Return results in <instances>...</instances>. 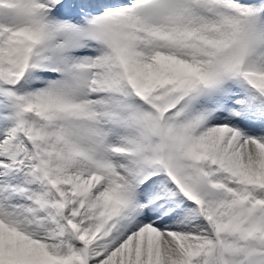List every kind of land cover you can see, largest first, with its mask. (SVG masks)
Listing matches in <instances>:
<instances>
[{"label": "snow or ice", "instance_id": "1", "mask_svg": "<svg viewBox=\"0 0 264 264\" xmlns=\"http://www.w3.org/2000/svg\"><path fill=\"white\" fill-rule=\"evenodd\" d=\"M0 264H264V0H0Z\"/></svg>", "mask_w": 264, "mask_h": 264}]
</instances>
